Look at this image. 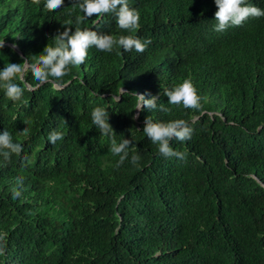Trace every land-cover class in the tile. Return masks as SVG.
Here are the masks:
<instances>
[{"label":"trees","instance_id":"trees-1","mask_svg":"<svg viewBox=\"0 0 264 264\" xmlns=\"http://www.w3.org/2000/svg\"><path fill=\"white\" fill-rule=\"evenodd\" d=\"M80 2L0 0V67L68 26L131 32L147 47L92 45L56 83L29 69L20 97L0 87V127L24 145L10 160L0 154V264H264V16L217 31L215 0H130L141 18L129 30L111 11L85 16ZM185 78L198 108L169 102L165 89ZM142 92L171 111L145 106L135 117ZM97 105L117 142L132 137L122 164L92 120ZM147 116L192 127L190 138L170 140L183 157L159 152ZM53 129L65 133L55 144Z\"/></svg>","mask_w":264,"mask_h":264},{"label":"clouds","instance_id":"clouds-1","mask_svg":"<svg viewBox=\"0 0 264 264\" xmlns=\"http://www.w3.org/2000/svg\"><path fill=\"white\" fill-rule=\"evenodd\" d=\"M64 0H44L45 7L59 8ZM217 5L215 11L214 25L217 31L226 30L231 25H240L250 16H264V7L257 6L246 0H215ZM79 7L85 16H92L94 13L100 15L105 12H113L118 26L121 29L134 30L139 26L141 13L131 6L130 0H81ZM5 38L0 39V57L4 54L2 48L5 45ZM95 45L97 49L111 52L114 46H122L124 50L131 51L133 48L138 52H143L147 47V42L139 36L131 34H121L117 38L110 33L98 32L95 29L76 26L73 30L71 26L64 28L44 47L39 53H32L29 56L21 54L20 58L5 60L4 66L0 67V87L9 97H20L25 90L23 73L29 69L35 74L39 82L51 81L56 83L62 79L71 66L80 65L86 61L90 46ZM16 49L18 45L13 42L9 45ZM35 54V58H33ZM5 59V58H4ZM19 77V78H17ZM170 97L171 104L182 103L186 107H200L201 97L198 90L190 78L165 89ZM136 109L144 111L148 109H160L165 112L171 109L164 103H158L159 97L156 94L149 96L147 93H138ZM120 99V96L117 97ZM92 120L95 127L101 134L108 136L111 140L110 150L120 154L117 164H122L129 156V145L132 144V137L125 136L117 142L113 124L110 121L108 109L102 105H97L92 109ZM140 112L135 113L138 117ZM148 137L158 145L159 152L164 156L183 157L184 153L171 146L170 140H185L191 137L193 129L182 118L173 120H158L147 116L143 128ZM24 132L28 128L23 129ZM65 133L62 130L53 129L48 133V140L55 144L58 139H63ZM23 142L14 136L13 131L8 127H0V154L11 159L13 152H20L23 149ZM133 162L140 159L138 153L131 156ZM23 176L18 177L20 187L13 186V196L22 195Z\"/></svg>","mask_w":264,"mask_h":264},{"label":"water","instance_id":"water-1","mask_svg":"<svg viewBox=\"0 0 264 264\" xmlns=\"http://www.w3.org/2000/svg\"><path fill=\"white\" fill-rule=\"evenodd\" d=\"M139 109H137V112H138Z\"/></svg>","mask_w":264,"mask_h":264}]
</instances>
